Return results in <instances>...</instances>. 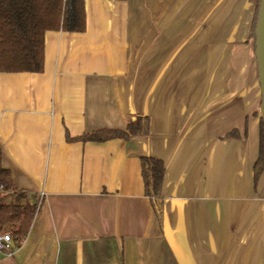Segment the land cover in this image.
I'll return each instance as SVG.
<instances>
[{
  "label": "crops",
  "instance_id": "crops-1",
  "mask_svg": "<svg viewBox=\"0 0 264 264\" xmlns=\"http://www.w3.org/2000/svg\"><path fill=\"white\" fill-rule=\"evenodd\" d=\"M252 0H85L44 34V69L0 73V151L40 208L0 264H264ZM128 141H67L122 130ZM234 134V135H232ZM164 165V226L140 159Z\"/></svg>",
  "mask_w": 264,
  "mask_h": 264
},
{
  "label": "trees",
  "instance_id": "trees-1",
  "mask_svg": "<svg viewBox=\"0 0 264 264\" xmlns=\"http://www.w3.org/2000/svg\"><path fill=\"white\" fill-rule=\"evenodd\" d=\"M252 1L255 3L251 26L254 40L259 0ZM85 20V0H0V73H42L44 34L48 31L83 33ZM148 130V118L136 116L122 130H98L76 138H70L66 134V140L93 143L112 139L128 141L146 136ZM140 170L144 196L149 199L154 216L163 231L164 165L159 159L142 157ZM263 171L264 125L260 121L258 155L252 169L254 185ZM39 208L40 204L31 202L26 191L14 186L9 170L2 166L0 151V233H8L14 246L19 248Z\"/></svg>",
  "mask_w": 264,
  "mask_h": 264
},
{
  "label": "water",
  "instance_id": "water-1",
  "mask_svg": "<svg viewBox=\"0 0 264 264\" xmlns=\"http://www.w3.org/2000/svg\"><path fill=\"white\" fill-rule=\"evenodd\" d=\"M256 83L260 96V121L264 125V0H259L254 39ZM135 118L133 119V121Z\"/></svg>",
  "mask_w": 264,
  "mask_h": 264
},
{
  "label": "built area",
  "instance_id": "built-area-1",
  "mask_svg": "<svg viewBox=\"0 0 264 264\" xmlns=\"http://www.w3.org/2000/svg\"><path fill=\"white\" fill-rule=\"evenodd\" d=\"M15 249H17L8 233H0V254L8 257L12 256Z\"/></svg>",
  "mask_w": 264,
  "mask_h": 264
}]
</instances>
